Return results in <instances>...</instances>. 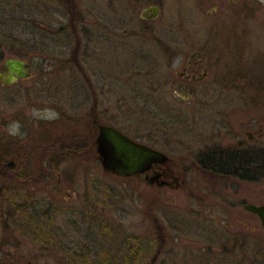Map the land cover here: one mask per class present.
<instances>
[{
    "label": "rangeland",
    "instance_id": "1",
    "mask_svg": "<svg viewBox=\"0 0 264 264\" xmlns=\"http://www.w3.org/2000/svg\"><path fill=\"white\" fill-rule=\"evenodd\" d=\"M65 1L0 0V68L4 59L22 58L31 63L33 73L11 85L0 84V141L7 137L11 144H18L12 159L26 169L25 176L28 171L36 173L33 181L26 183L17 182V177L9 173L0 184L10 183L18 192L33 194L38 200L36 209L53 211L56 222L52 231L58 241L52 250H40L31 238L18 231L20 218L13 217L15 213L9 206H3L0 264H70L75 253L99 257L105 250L116 256L124 251L126 236L147 243L156 238L157 229L165 238L158 259L152 264H264V231L258 228L260 223L253 215L245 216L237 207L235 217L205 220L202 213L194 212L199 203L188 197V191L198 196L203 182L201 172L193 167L206 116L202 118L200 111L209 108L207 117H212L214 109L218 110L221 132L229 138L233 135L245 139V130L255 128L245 123L244 116L232 114V110L236 105L242 107L241 102L246 100L264 103V92L257 90L256 82L247 86L244 78L234 81L228 75L245 67L236 53L225 54L223 65L215 67L219 77L212 75L204 83H214L217 89L200 95L185 89L173 93L174 101L159 133L152 117L158 96L154 97L151 88L156 75L151 63L157 60L162 47L167 49L166 44H154L141 33L136 34L138 15L130 16L120 0H74L79 10L80 63L69 65L67 59L75 40L65 28L64 14L69 10ZM172 3L155 24L162 37L168 36L169 26H178L181 21V4ZM241 53L246 55L245 45ZM179 62L174 65V72L182 71ZM254 62L253 73H259L264 81V61ZM183 94L192 95V104L181 102L179 96ZM93 100L97 101L96 108H90ZM203 105L206 107L202 109ZM193 111L196 112L192 116ZM91 115L121 127L147 145L154 144V137L159 139L167 131L170 147L165 148L179 163L178 176L186 184L172 189L152 188L134 176L105 173L93 158L84 160L88 155L82 151L79 156H62L71 143H89L87 121ZM254 116L255 124L263 123L264 115L256 112ZM73 122L78 127L72 128ZM52 156L57 157L54 166ZM222 191L225 193L215 201L224 198L233 203L264 202L261 183L246 186L239 181L231 189L224 186ZM244 225L252 229L240 239L246 243L244 246L230 250L221 245L224 238L219 239L220 234L233 239V231H223L240 230Z\"/></svg>",
    "mask_w": 264,
    "mask_h": 264
},
{
    "label": "flooded vegetation",
    "instance_id": "2",
    "mask_svg": "<svg viewBox=\"0 0 264 264\" xmlns=\"http://www.w3.org/2000/svg\"><path fill=\"white\" fill-rule=\"evenodd\" d=\"M70 2L75 5L74 0ZM170 2H174L172 3L174 6L181 4V21H178V26H169L167 28L168 36L162 37L158 35L160 33L155 24L157 18L162 17L164 9ZM120 5L130 16L138 15L136 16V22H138L137 31L139 32H136V34L141 33L151 43H162V45L166 44L167 46V49L165 47L160 49L159 57L151 63V67H154V74H156L155 77L153 76L154 80L152 82L154 84L151 85V88L153 87L154 97L158 96L157 101L154 102L156 107L154 106L152 112L153 120H155L154 128H157L155 131L159 130V133L163 131L165 116L169 106L171 107L174 101L173 93L185 89L189 93L195 92L200 95L203 91L208 92L218 88L214 83L211 85L204 83L212 75H218L216 68L223 65V57L227 53L232 54V51L236 53L238 60L246 68L240 69L238 73L228 75L234 77V81L237 78H244L247 86H253V83L256 82L255 87L257 90L264 92V81L259 78V73H253L252 71L254 60L264 61V2L262 0H120ZM65 6L67 7L66 4ZM67 9L69 8L67 7ZM76 10L75 12L72 10V13L69 9L64 14L65 19H67L65 28L71 31L70 35L75 40L73 44L76 41L81 43L79 29H77L79 10L77 8ZM71 15L72 19H70ZM136 22L132 23L135 24ZM243 45H245L247 52L244 56L241 53ZM209 46L211 48H207ZM179 60L182 71L174 72V65ZM4 67L2 63L0 68L1 85L4 84L3 81L7 78ZM161 67H163L162 70H160ZM155 80H157L156 84ZM191 96V94H183L179 97L182 98L181 102L183 104L184 102L192 104ZM194 103L198 104L197 101ZM241 104L242 107L235 106L232 114L239 113V115L244 116L247 119L245 123L255 128L254 131H251L249 127L245 130V139L233 135H230L231 138H229L226 137L227 133L223 134L221 132L223 125L219 122L221 117L218 110L214 109L212 117H207L209 108L200 111L202 118L204 114L206 116L203 118V132L199 137L201 147L197 148L198 151L195 152L196 163L193 167L201 172L203 182L201 183V190L198 191V196L196 193L188 191V197L190 200L193 199L199 203L198 209L194 212L197 214L202 213L203 216H206L203 217L205 220L222 221L226 216L228 218L235 217L237 214L235 210L239 207L241 211L245 212V216L253 215L260 223L258 228L264 231L261 220L255 212L244 209V206L250 203L255 206L264 205L263 201L244 202L243 200L240 203H233V201L229 200L228 202L224 198L214 200L219 197L218 195L225 193V191H222L224 186L231 189L239 181L246 186H249L251 182L264 184V121L255 124L257 117H253V113L256 112L264 115V103L258 100L256 102L246 100ZM96 105L97 101L93 100V105L90 108H96ZM204 106H201V108L203 109ZM195 112L193 111L191 115H195ZM164 113L165 115H163ZM248 115L251 116L248 117ZM87 123V138L95 147V139L99 135V126L101 125L112 126L119 132H123L129 139L138 142L135 137L129 136L121 127L114 126L113 123L102 122L97 116L95 118L92 115L89 116ZM166 132L162 134V137L159 136V139L154 137V144H146L152 149H156V151L164 152L168 158L164 164L156 163L148 171V178L153 179L154 183L152 188L169 187L172 189L186 184L184 178L180 180L178 176L179 163L173 161L168 155L167 148L170 147V142L167 140ZM188 168L189 166H185V169ZM185 169L183 168V170ZM134 177L137 178V176ZM140 181L146 182L144 179ZM230 231H233L231 236L235 239H231L224 234H220L219 239L224 238L221 245L224 244L225 248L231 250L237 249L236 238H239V240L246 238L248 236L246 232H252V229L244 225L240 230L234 231L231 229L223 232ZM215 232H218V229ZM241 241L242 244L239 248L246 244L244 240ZM205 246H207L206 248L210 247L209 245Z\"/></svg>",
    "mask_w": 264,
    "mask_h": 264
},
{
    "label": "trees",
    "instance_id": "3",
    "mask_svg": "<svg viewBox=\"0 0 264 264\" xmlns=\"http://www.w3.org/2000/svg\"><path fill=\"white\" fill-rule=\"evenodd\" d=\"M70 1L71 0H66L65 4L73 13V11L75 12L77 10L75 5H73ZM72 15L70 19H72ZM78 43L79 42L76 41L73 44L70 57L67 59L69 65L76 64L79 66V64H77L80 63L77 57V53H79ZM82 77H86V75L83 74ZM71 124L72 128L75 126L78 127V123L73 122ZM6 138L4 141H0V182L6 181L5 178L9 173L17 177V182L19 183H26L27 180H29V182L33 181V178L36 177V173L28 171L27 175L25 176L24 172L26 169L24 170L20 168V165L16 162L17 160L12 159L13 154L15 153L16 149H18V144H11V139ZM94 147V144H92L90 141L89 143H82V141L78 140L76 143H71V145L69 144V146L65 149L66 152H63L62 156H79L80 152L82 151V153L88 155L87 158L84 157V160L90 161V159L93 158L96 163H99V157L96 154ZM52 157L53 160H51V165L54 166V162L57 157ZM35 158H37V156ZM33 175L35 177H33ZM38 177L36 178L37 180ZM8 184L9 186L0 184V213H2L1 211L3 206H9V208H11V210L15 213L13 217H18L21 220L17 227L18 231L20 230L19 232H22L25 234V236L31 238V240L37 244V247H39L40 250H52V248L58 243L55 236L56 232L52 231L53 224L56 222L54 219V212L48 208L36 209L34 205L38 201L36 200L37 197H35L33 194L27 195L25 194L26 192H18V190L15 189V185H13V188H11L12 184ZM155 236L156 238L154 240L149 239L147 243L141 242L138 237L126 236L125 243L122 246L124 251L119 254L120 256L118 254L116 256L109 254V251L105 250L102 251L99 257L98 255L92 257L93 255H89L88 253H85L84 255L81 253L77 255L75 253L72 259H69V261L70 264H152L158 259L159 252L163 248L162 241L165 238L164 233L162 231H158V229ZM239 241V238H236L235 243L237 244V247L241 246L242 244V241Z\"/></svg>",
    "mask_w": 264,
    "mask_h": 264
},
{
    "label": "water",
    "instance_id": "4",
    "mask_svg": "<svg viewBox=\"0 0 264 264\" xmlns=\"http://www.w3.org/2000/svg\"><path fill=\"white\" fill-rule=\"evenodd\" d=\"M3 64L7 72V78L3 81L5 85L28 79L33 75L31 63L22 58L4 59ZM98 133L99 135L95 139V151L105 173L126 178L137 176L140 180H146L148 185H154L153 179L148 178V171L154 164H164L168 160L164 152L156 151L146 143L135 142L112 126L101 125ZM244 209L255 212L264 229V205L255 206L250 203L245 205Z\"/></svg>",
    "mask_w": 264,
    "mask_h": 264
},
{
    "label": "clouds",
    "instance_id": "5",
    "mask_svg": "<svg viewBox=\"0 0 264 264\" xmlns=\"http://www.w3.org/2000/svg\"><path fill=\"white\" fill-rule=\"evenodd\" d=\"M262 2H264V0H262ZM15 129H16V125H13L12 126V132H13V134H15Z\"/></svg>",
    "mask_w": 264,
    "mask_h": 264
}]
</instances>
